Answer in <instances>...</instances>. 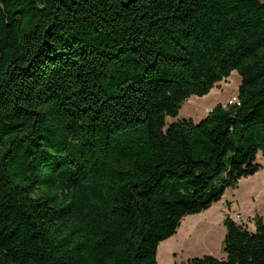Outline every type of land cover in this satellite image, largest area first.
<instances>
[{
  "label": "trees",
  "instance_id": "16d2710c",
  "mask_svg": "<svg viewBox=\"0 0 264 264\" xmlns=\"http://www.w3.org/2000/svg\"><path fill=\"white\" fill-rule=\"evenodd\" d=\"M232 72L238 104L166 124ZM259 154L263 0H0V264H157ZM254 221L184 264H264Z\"/></svg>",
  "mask_w": 264,
  "mask_h": 264
},
{
  "label": "rangeland",
  "instance_id": "374dc122",
  "mask_svg": "<svg viewBox=\"0 0 264 264\" xmlns=\"http://www.w3.org/2000/svg\"><path fill=\"white\" fill-rule=\"evenodd\" d=\"M240 85V76L232 72L227 79L216 84L208 95L188 99L178 116L168 118L166 124L183 120L198 123L209 110L236 98ZM256 163L260 166L259 170L228 188L220 202L205 212L181 220L176 234L158 246L157 264H184L203 256L222 258L226 233L223 222L226 218L251 232L255 231L256 216L262 218L264 223V156L259 154Z\"/></svg>",
  "mask_w": 264,
  "mask_h": 264
},
{
  "label": "built area",
  "instance_id": "2783aa9c",
  "mask_svg": "<svg viewBox=\"0 0 264 264\" xmlns=\"http://www.w3.org/2000/svg\"><path fill=\"white\" fill-rule=\"evenodd\" d=\"M232 104H238V100H237V97L234 98L232 101H229L226 105H223L224 107L227 106V105H232ZM210 111V110H209ZM208 111V112H209ZM234 221V220H233ZM235 222V221H234Z\"/></svg>",
  "mask_w": 264,
  "mask_h": 264
}]
</instances>
